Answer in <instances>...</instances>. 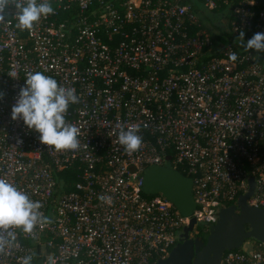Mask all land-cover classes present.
Segmentation results:
<instances>
[{"label":"built area","instance_id":"obj_1","mask_svg":"<svg viewBox=\"0 0 264 264\" xmlns=\"http://www.w3.org/2000/svg\"><path fill=\"white\" fill-rule=\"evenodd\" d=\"M190 1L50 0L54 14L31 30L16 26L10 3L0 23V178L41 202L49 222L32 234L11 229L17 240L0 264L26 255L32 264H158L191 219L216 224L250 180L246 203L264 210V52L238 39L264 32V7L200 0L208 11L229 8L232 39L221 43ZM36 71L74 89L65 120L80 130L78 149L56 151L11 119ZM120 125L140 127L137 151L119 143ZM166 164L192 181L190 216L143 191L145 172ZM66 171L77 179L70 191ZM253 242L225 252L221 264H264V244Z\"/></svg>","mask_w":264,"mask_h":264},{"label":"clouds","instance_id":"obj_2","mask_svg":"<svg viewBox=\"0 0 264 264\" xmlns=\"http://www.w3.org/2000/svg\"><path fill=\"white\" fill-rule=\"evenodd\" d=\"M16 9L17 27L31 30L42 17L54 14L50 0H0V23L5 21V10L10 6ZM240 47L245 51L264 52V32L255 33L246 42L244 32L239 38ZM235 51L229 54L231 61L237 60ZM2 98V94H0ZM74 89L62 87L58 82L42 72H28L25 84L20 88L18 98L11 109V119H20L29 130L39 134L40 143L56 151L76 150L79 148L80 130L65 120L70 103H77ZM118 141L128 153L137 151L143 138L139 135L140 127H129L127 130L118 126ZM100 199H105L101 196ZM41 202L33 201L23 190L18 189L5 178H0V252L14 246L16 233L11 229H20L23 233L32 234L37 225L48 223V218L40 209ZM33 256L19 258V264H32Z\"/></svg>","mask_w":264,"mask_h":264},{"label":"water","instance_id":"obj_3","mask_svg":"<svg viewBox=\"0 0 264 264\" xmlns=\"http://www.w3.org/2000/svg\"><path fill=\"white\" fill-rule=\"evenodd\" d=\"M143 191L146 195H161L175 206L182 216H190L195 208L191 199L192 181L169 164L164 167H150L143 177ZM250 189L240 196L236 206L222 209L216 224L208 227L209 235L205 244L199 239H189V233L196 225L191 219L183 229L180 242L172 249L169 257L158 264H221L225 252L241 250L248 240L264 244V210L249 206L246 202L253 193ZM40 257L35 264H42Z\"/></svg>","mask_w":264,"mask_h":264},{"label":"trees","instance_id":"obj_4","mask_svg":"<svg viewBox=\"0 0 264 264\" xmlns=\"http://www.w3.org/2000/svg\"><path fill=\"white\" fill-rule=\"evenodd\" d=\"M190 1V0H188ZM198 2H200V0H197ZM232 5H234L235 3H237V0H228ZM260 5L255 7V9H261L262 7H264V0H257ZM191 2V1H190ZM205 11H208V10H205V9H199L196 7V4H195V12L197 14V16L199 17V20H200V23L202 25V28L203 29H206V31L212 36V30L211 28L208 29V26L205 27L204 26V22H207V18L204 14ZM209 12H212L214 13V16L218 17L215 19V22L213 24V29L215 31H213V36L214 38L216 37V39H221V35L223 37H225V40H214L213 37H211L213 39V41H217V42H221V43H226L228 42L230 39H232L231 35H230V31H229V19H230V11H229V8L225 5H221V7H219L217 10L215 11H209ZM225 13H227V15L225 16ZM220 17L222 19H220ZM225 17L227 18L225 20ZM225 20V22H224ZM196 31V29L193 28V33ZM218 34V35H217ZM215 56V55H214ZM60 178L64 179V187H67V190H72L73 188V185L74 183L76 182V177H75V174L73 171H66L64 172V174H61L60 175ZM257 243V242H255ZM36 256L39 257L40 256V253L39 251H37L36 253Z\"/></svg>","mask_w":264,"mask_h":264},{"label":"rangeland","instance_id":"obj_5","mask_svg":"<svg viewBox=\"0 0 264 264\" xmlns=\"http://www.w3.org/2000/svg\"><path fill=\"white\" fill-rule=\"evenodd\" d=\"M196 7L197 8H199L200 10L201 9H203L202 8V5H201V3L200 2H198V1H196ZM206 10V9H205ZM213 11H215V10H213ZM204 14H205V16H206V18H207V22H204L203 21V23H204V26L205 27H207L208 26V29L209 28H211V30H212V36L211 37H213L214 38V36H213V31H215L212 27H213V24H214V22H215V19L216 18H218V17H216V16H214V13H212V12H209V11H205L204 12ZM227 15V13H225V16ZM199 18V17H198ZM220 19H222L221 17H220ZM227 18L225 17V20H226ZM225 20H224V22H225ZM229 24H230V19H229ZM218 35V34H217ZM221 37V39H216V37L214 38V40H225V37H223L222 35L220 36ZM191 235L193 236V237H199V238H203L204 239V241L206 242V239H207V237H208V235H209V229H208V227L207 226H202V225H196L195 227H194V230L191 232ZM253 241L252 240H248V241H246V243L244 244V246H243V248L242 249H252V248H254V247H252L253 246Z\"/></svg>","mask_w":264,"mask_h":264},{"label":"flooded vegetation","instance_id":"obj_6","mask_svg":"<svg viewBox=\"0 0 264 264\" xmlns=\"http://www.w3.org/2000/svg\"><path fill=\"white\" fill-rule=\"evenodd\" d=\"M194 230V229H193ZM189 239H199V240H201L202 242H203V244H205V241H204V239L203 238H199V237H193L192 235H191V232L189 233ZM253 241V240H252ZM177 242H180V240L179 241H177Z\"/></svg>","mask_w":264,"mask_h":264}]
</instances>
